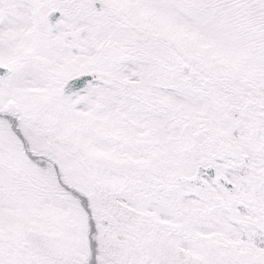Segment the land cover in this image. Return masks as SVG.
<instances>
[{
	"label": "snow or ice",
	"instance_id": "snow-or-ice-1",
	"mask_svg": "<svg viewBox=\"0 0 264 264\" xmlns=\"http://www.w3.org/2000/svg\"><path fill=\"white\" fill-rule=\"evenodd\" d=\"M0 264H264V0H0Z\"/></svg>",
	"mask_w": 264,
	"mask_h": 264
}]
</instances>
